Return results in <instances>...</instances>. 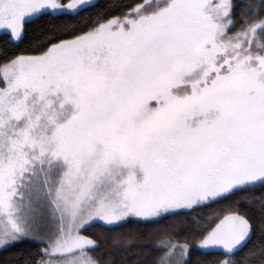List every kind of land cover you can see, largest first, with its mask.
Masks as SVG:
<instances>
[{
  "label": "snow or ice",
  "instance_id": "snow-or-ice-1",
  "mask_svg": "<svg viewBox=\"0 0 264 264\" xmlns=\"http://www.w3.org/2000/svg\"><path fill=\"white\" fill-rule=\"evenodd\" d=\"M0 264H264V0H0Z\"/></svg>",
  "mask_w": 264,
  "mask_h": 264
}]
</instances>
